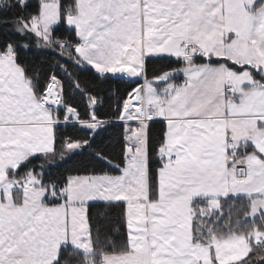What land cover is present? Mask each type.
Listing matches in <instances>:
<instances>
[{
    "label": "snow or ice",
    "instance_id": "obj_1",
    "mask_svg": "<svg viewBox=\"0 0 264 264\" xmlns=\"http://www.w3.org/2000/svg\"><path fill=\"white\" fill-rule=\"evenodd\" d=\"M0 264H264V0H0Z\"/></svg>",
    "mask_w": 264,
    "mask_h": 264
}]
</instances>
